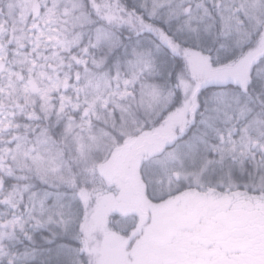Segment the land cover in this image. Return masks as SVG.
Here are the masks:
<instances>
[{
    "label": "snow or ice",
    "instance_id": "1",
    "mask_svg": "<svg viewBox=\"0 0 264 264\" xmlns=\"http://www.w3.org/2000/svg\"><path fill=\"white\" fill-rule=\"evenodd\" d=\"M31 9L40 19L46 23L57 16L58 5L55 0L51 6L45 0H39L34 3L33 0H25V10ZM220 13L224 25L228 29L236 28L245 40H256L254 48L248 51H241L240 55L228 62L214 61L210 57L203 56L200 52L190 49H181L172 40L167 29L159 23L158 18L164 17L165 23H171L173 20L183 21L182 26L190 27L192 22L206 15L207 7L203 3H197L193 8L192 0H144L140 5L139 11H129L121 0H89L84 4L82 0H67L63 14L71 21L81 27H90L88 34V44L82 48L85 56H88L99 50L104 55L97 58L91 56V61L87 59L73 57L77 65H83V75L76 73L77 81L83 80L84 89L91 90V99L86 100L87 107L83 109V114L88 117L96 113L97 106L103 105L104 109L112 108L123 109L124 100L128 96L127 86L134 83L138 78L150 77L161 71L160 66L154 59V54L150 50H143L139 47L132 48L127 52V46L123 44L122 39L114 30L117 26H126L138 36L149 33L158 38L160 43L166 47L178 63L181 58L190 73V79L183 73L176 75L175 98L179 100L180 92L184 94L191 93L193 103H186L183 108L178 109V123L183 124L184 113L194 110V103L198 91L209 86H216L220 90L214 95L218 102H223L229 95L226 89L232 85L237 90L251 95L257 93L264 99V68L259 67L262 63L258 57L264 56V35L258 32L255 36L245 28V18L249 21H264V0H231L226 5H221ZM44 14L41 16V10ZM95 17V19H94ZM259 37V39H257ZM49 39H56L49 36ZM83 32H74L71 39L60 41L59 43L69 49L73 46L79 47L83 43ZM250 44V43H249ZM125 48L126 59L124 60L125 79L123 87L120 82V62H116L115 78L117 86L113 88V74L105 71L106 65L119 53L121 48ZM3 60V56H0ZM0 71H3V65L0 64ZM68 74H65L63 84L68 86ZM61 82L54 80L47 92L57 88ZM123 89V90H122ZM80 89H77L79 92ZM173 97L169 93L168 100ZM142 98L149 104L159 101L160 95L155 85H142ZM233 99H236L233 97ZM238 102V101H237ZM73 108H79V104H73ZM49 107H43L45 115L49 113ZM64 112V106L60 108V113ZM251 109L247 104L239 105L238 118L236 119L238 127L233 125L229 127L226 134L218 133L216 142L209 145L208 149L219 155V159H206V166L216 167L222 165L226 157L232 159L238 157H250L257 148L264 150V114L257 117H250ZM59 116V113H58ZM29 119H39L35 112L28 113ZM71 121V117H69ZM68 123L65 131L68 134L73 133L74 127H82ZM90 123V122H89ZM12 127L19 128V125L7 119L2 110H0V205L9 206L11 209L23 208L20 215L13 214L11 219L0 214V264H28L29 257L33 252L25 250L23 253H16L11 250L4 242L16 239L17 231L23 233L29 241L34 238L26 230V224L32 221L34 228H39L42 221L47 218L49 221L56 216L68 217L71 214L66 212L64 204L65 193L59 189L62 186L73 189V194L78 198L80 204H87L88 193L85 188L80 187L78 177L72 171H65L61 160V153L49 152L47 160L34 155V150L30 152L28 145L30 141L27 136H11L7 141H3L2 133ZM27 128V125H25ZM35 142L42 147L47 148L52 142L48 129H40ZM80 156H83L81 149ZM31 160L29 170H35L38 173L42 184L46 188L39 191L34 190V186L29 183L22 185L7 186V180L4 177H13L17 171H25L28 167V161ZM261 165H264V157L261 159ZM90 169L85 168V172ZM18 180H26L27 176H17ZM78 189V191H76ZM27 201V202H25ZM27 217L25 219L24 217ZM64 232L66 237L79 242V246L72 247L69 244L58 243L56 248V257L59 264H87L84 259L85 250L88 247L87 239H81L86 236L81 214L75 217V227L65 220ZM55 243V241H49Z\"/></svg>",
    "mask_w": 264,
    "mask_h": 264
},
{
    "label": "trees",
    "instance_id": "2",
    "mask_svg": "<svg viewBox=\"0 0 264 264\" xmlns=\"http://www.w3.org/2000/svg\"><path fill=\"white\" fill-rule=\"evenodd\" d=\"M39 3V0H33ZM48 6H51L53 0H45ZM58 5L57 16L47 23L40 19L29 8L28 13L24 12L25 0H0V64L3 65V71H0V110L3 111L7 119L19 125V128L12 127L4 130L2 133L3 141H7L11 136L24 135L29 141H33L35 133L41 128L37 125L46 127L49 131L51 143L47 147V156L49 152L61 153V160L65 171L71 170L85 185L89 198H94L99 192L109 189L108 181L101 173V166L108 162L114 151L125 149L126 141L135 140L143 133L160 126L166 118L156 120L152 124L138 127L135 132H124L121 135L114 136L111 132L104 131L97 127V121L93 115L85 117L83 109L87 107L86 100L91 99V90L84 89L83 80L77 81L76 73L83 75V65H77L73 57H79L91 61V56L97 58L104 55L97 50L94 53L85 56L82 48L88 44V34L90 27H81L74 24L71 19L63 14L67 0H55ZM88 4L89 0H82ZM144 0H121L129 11H139L140 5ZM230 3L231 0H225ZM193 8L197 3H203L206 6V0H192ZM41 10V16L44 14ZM202 15V12L200 13ZM95 19V17H94ZM164 17H159V23L171 25L174 28L182 26L183 21L173 20L170 24L164 22ZM197 18L192 22L195 25ZM163 22V23H161ZM120 36L124 45L127 46V52H131L133 47H139L143 50H150L154 54L156 63L164 69L171 70L174 65L179 66L173 59L170 51L164 47L158 38L152 34L144 33L137 35L126 26H117L114 29ZM74 32H83L84 39L81 46L72 48L65 47L58 42L71 39ZM255 36V34H252ZM49 36L56 39H49ZM137 41L141 43L138 44ZM246 43H255L256 40H246ZM126 49L121 48L114 58L106 65L105 71H110L113 76L116 73V62H120V72L125 75L124 60ZM160 73V72H159ZM159 73L149 77L156 80ZM65 74H68V86L65 87L63 81ZM173 81L176 82L175 71L171 72ZM54 80L61 83L57 88L47 92ZM113 88L117 86V81L113 80ZM232 85L230 88H232ZM121 87L123 85L121 84ZM77 89H80L77 92ZM208 91H219L216 86H209ZM252 103L248 104L251 109L250 117H257L264 114L260 110L259 103L262 98L255 92L251 95ZM73 104H79V108H73ZM64 106V112L60 113L61 106ZM43 107H49L48 115L42 111ZM100 105L97 106L96 114L99 115ZM35 112L39 119H29L28 113ZM177 112V111H176ZM59 113V116H58ZM71 117V121L69 120ZM74 127L73 133H66L65 129L68 123L81 125ZM27 125V128L25 127ZM239 126L236 120L231 123H221V134H226L229 127ZM170 143L164 150L149 156L142 160L139 165V177L143 185L145 200L151 203H162L175 196L190 192L200 194L215 193L219 196H226L230 199H239V201L254 206L255 208L264 206V185L247 186L239 183L233 178V168L236 165L231 156L226 157L222 165L216 167L206 166V159H219V155L212 153L209 149L206 153L193 150L176 149L172 135ZM217 136L207 138L208 144L216 142ZM131 147V145H129ZM83 149V156H80ZM259 158V156H257ZM85 168L90 171L85 172ZM116 172V171H115ZM17 176H27L26 180H18ZM7 180V186L22 185L29 183L34 186V190L46 188L47 186L40 183H34L26 172L17 171L13 177H4ZM65 196L67 195L66 192ZM27 202V201H25ZM23 208L11 209L9 206L0 205V214L11 219L13 214L20 215ZM86 204H81V219L84 223ZM131 216L113 213L108 216V228L111 232L120 237L126 238L128 232L137 224L136 215ZM27 219V217H24ZM26 224V230L33 240L29 241L25 235L17 231L16 239L5 241L4 243L16 253H23L25 250L33 252L29 257L28 264H40L41 248L50 247L45 244L42 237H47L49 233L43 230H33ZM82 237L81 239H85ZM90 240H98V234L95 231ZM58 243L69 244L72 247L79 246V242L69 237L58 241ZM94 256L88 254L85 250L84 259L87 264L94 263Z\"/></svg>",
    "mask_w": 264,
    "mask_h": 264
},
{
    "label": "clouds",
    "instance_id": "3",
    "mask_svg": "<svg viewBox=\"0 0 264 264\" xmlns=\"http://www.w3.org/2000/svg\"><path fill=\"white\" fill-rule=\"evenodd\" d=\"M236 2L238 3L239 0ZM226 4L225 0H206L208 12L206 15L202 14L195 25L181 29L167 24L163 26L169 32L174 43L181 49L187 48L200 52L203 56L210 57L214 61L228 62L236 59L241 51L254 48L255 43H246V40L241 37L240 32L235 27L232 29L225 27L220 13L222 11L221 5ZM140 5L137 7L140 8ZM245 28L252 34L258 32L260 35H264V21H249L245 18ZM137 43L140 44L141 42L137 41ZM258 60L262 62L259 67L264 68V56L258 57ZM173 70L175 75L183 73L186 78H191L182 58L179 66L174 65L171 70L161 67L159 77L156 80H151L149 77L138 78L134 83L127 86L128 96L124 100L123 109L108 108L105 110L103 105H100L99 115L93 114L98 122L97 127L111 132L114 136H119L122 131L135 132L140 126L152 124L156 120L163 121L167 116L183 108L186 103H193L191 93L184 94L181 91L179 100L175 98L177 89L175 88L176 82L171 76ZM120 77L119 83L123 85L124 73L120 72ZM113 80H116L115 76H113ZM142 85H155L159 91V101L149 104L146 99L142 98ZM226 91L229 95L225 97L223 102L216 100L214 94L217 91L210 92L206 88L198 91L194 101L195 109L186 111L184 113L185 122L183 124L176 123L172 128V134L175 137L173 144L176 149L206 153L209 146L207 138L217 136L221 132L219 127L221 123L228 124L238 118L239 105L252 103L251 96L237 90L235 86L226 89ZM170 92L173 93V97L168 100ZM259 107L261 111H264V99L260 101ZM37 127L46 129L39 124ZM33 132L35 137L33 141H30L28 148L30 152L34 150L35 156L46 161L47 148L35 142L39 132H36V129H33ZM252 155L255 156V159L250 157L233 159L237 162L232 170L233 178L247 186L264 185V165L260 163L264 157V150L257 148ZM30 167L31 160L28 161V167L24 172L34 183L42 184L38 173L35 170H29ZM84 186L80 182V187ZM59 190L67 193L64 199V204L67 206L65 211L71 215L68 217L56 216L50 221L45 218L39 228H34L33 224L29 225L33 230H43L49 233L47 237H42L44 243L50 247L41 248L40 264H59L56 248L58 241L66 237L64 232L65 220H68L75 227V217L81 212V204L78 202V198L74 196L73 189L62 186ZM49 241H55V243Z\"/></svg>",
    "mask_w": 264,
    "mask_h": 264
},
{
    "label": "rangeland",
    "instance_id": "4",
    "mask_svg": "<svg viewBox=\"0 0 264 264\" xmlns=\"http://www.w3.org/2000/svg\"><path fill=\"white\" fill-rule=\"evenodd\" d=\"M23 8L27 14L28 10ZM178 119V112H174L160 126L143 133L135 140L126 141L127 147L122 150L117 148L111 159L101 166V173L109 180V189L99 192L94 198L88 197L83 223L86 231L85 239L88 241V254L95 257V262L91 264H128V261H131L129 260L130 255L135 260L144 253L146 254L145 250L148 245L155 246V243L152 242L155 229L163 225L164 233L166 228L168 229L175 222L182 220L179 216L178 219L177 216L176 218L172 216L176 212V202L188 207L195 202L205 201L208 205L213 201L223 203L226 200L225 197L212 192L207 194L187 193L178 197L177 200L173 199L162 203H151L145 200L138 172L139 165L142 160L163 151L164 147L170 143L173 138L172 128L178 123ZM115 170L116 172H114ZM112 173H117L119 177L112 176ZM143 211L145 212L143 215L148 216L150 222L144 227V234L139 239L134 241L132 236L120 237L109 230L108 216L111 214L118 213L126 216L136 214L137 222L141 223L144 217L141 215ZM143 222L145 223V217ZM95 231L98 234L96 242L90 240ZM134 232L136 233V231Z\"/></svg>",
    "mask_w": 264,
    "mask_h": 264
},
{
    "label": "flooded vegetation",
    "instance_id": "5",
    "mask_svg": "<svg viewBox=\"0 0 264 264\" xmlns=\"http://www.w3.org/2000/svg\"><path fill=\"white\" fill-rule=\"evenodd\" d=\"M113 175L119 177L117 173ZM222 197L226 198L223 203L213 201L208 205L202 201L187 207L176 202L172 216L182 220L164 233L163 225L155 229V246L148 245L146 254L135 260L130 255L128 264H264V206L255 208L239 199ZM144 217L127 237L132 236L135 241L143 236V229L150 222L148 216ZM187 220L192 221L184 222Z\"/></svg>",
    "mask_w": 264,
    "mask_h": 264
}]
</instances>
